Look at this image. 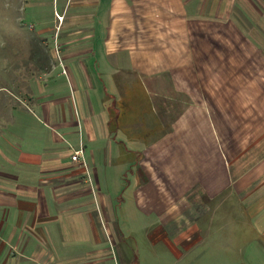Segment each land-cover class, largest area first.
Segmentation results:
<instances>
[{"label":"crops","instance_id":"obj_1","mask_svg":"<svg viewBox=\"0 0 264 264\" xmlns=\"http://www.w3.org/2000/svg\"><path fill=\"white\" fill-rule=\"evenodd\" d=\"M53 4L59 48L37 31L21 112L49 137L0 150V264H150L136 236L157 224L152 264L264 257V62L233 19L264 0Z\"/></svg>","mask_w":264,"mask_h":264},{"label":"rangeland","instance_id":"obj_2","mask_svg":"<svg viewBox=\"0 0 264 264\" xmlns=\"http://www.w3.org/2000/svg\"><path fill=\"white\" fill-rule=\"evenodd\" d=\"M57 13H61V7H59V4H53V0H0V150L2 149L1 152L5 154L8 153L10 155L14 153L11 143H14L15 137L12 135V132L22 134L23 136H21L24 141L34 140L39 137H45L47 139L49 137L47 131L43 130V126L38 121H35V118L31 117L30 113L25 112L21 116V112L26 110L23 99L26 98L24 90L27 89L28 76H39L36 67L39 68L43 76L42 72L44 68L36 66L32 61V52L37 50L38 45L37 31L43 27H54L52 33L47 32L44 36L48 39L49 49L54 53L60 32V27L57 28L60 22ZM240 18L244 26L242 39L258 41L259 60L263 64L264 16H233L234 20ZM229 19H232V17L228 16ZM55 61L56 66L51 76H67L63 71L64 66L59 59L56 58ZM259 71L260 76H264V70L261 64L259 65ZM13 107H18V109L14 111ZM23 123L27 124V127L19 128ZM4 139L10 141V144H7L8 146L4 142ZM52 147L59 148L60 144H53ZM71 147L76 148L75 145H71ZM1 152L0 163L3 162ZM84 165L83 163V167ZM24 176L23 179L26 182L37 184L34 176L30 174H25ZM90 181H93L91 177H89ZM4 216V208L0 206V223L5 219ZM7 219L10 218L7 217ZM147 219L150 222L156 221L154 216L147 217ZM157 226L158 224L150 227L151 231L147 235H152ZM147 235L141 231L136 236L137 240H139L138 250L140 258H145L148 260V263L152 264L155 260V252H161L165 248L162 243L151 246L146 240ZM132 243V240L127 241V245H132ZM243 244L245 243H241L242 246ZM123 247L121 244L122 249ZM203 249H205V245L198 244L193 251L201 252ZM152 254L154 255L152 256ZM156 258L162 259L160 253ZM242 259L247 264H264V257H257V254L251 251L244 254L243 258L239 260L241 261ZM214 263L218 264L217 260Z\"/></svg>","mask_w":264,"mask_h":264},{"label":"built area","instance_id":"obj_3","mask_svg":"<svg viewBox=\"0 0 264 264\" xmlns=\"http://www.w3.org/2000/svg\"><path fill=\"white\" fill-rule=\"evenodd\" d=\"M58 18L61 19L60 16H58ZM58 48H59V45L56 44V50H58ZM82 152H83L82 149L75 151V152L72 154V156H71L72 160H74V161H79V160H81ZM83 162H84V161H83Z\"/></svg>","mask_w":264,"mask_h":264}]
</instances>
